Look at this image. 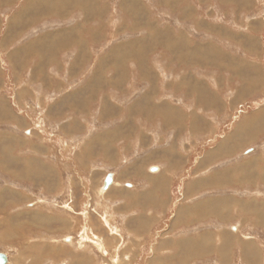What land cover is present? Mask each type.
<instances>
[{
  "label": "rangeland",
  "instance_id": "1",
  "mask_svg": "<svg viewBox=\"0 0 264 264\" xmlns=\"http://www.w3.org/2000/svg\"><path fill=\"white\" fill-rule=\"evenodd\" d=\"M0 201L11 264L264 258V0H0Z\"/></svg>",
  "mask_w": 264,
  "mask_h": 264
},
{
  "label": "crops",
  "instance_id": "2",
  "mask_svg": "<svg viewBox=\"0 0 264 264\" xmlns=\"http://www.w3.org/2000/svg\"><path fill=\"white\" fill-rule=\"evenodd\" d=\"M104 179H103V181H104ZM112 181H113V177H112ZM203 181L204 180L197 181L195 183L196 184L195 187L198 186L199 183L204 184ZM111 186H112V183L108 187V189L111 188ZM115 186L118 187V183H116ZM155 192L158 193V191H155ZM245 203H246L245 206H247L248 202H245ZM240 209H242V207H240ZM244 224H246V225H243V229H257V230H262V231L264 230V225H263L264 220H262L261 222L255 220V221H252L251 223H244ZM249 239L243 237V260L241 262L243 264H264V258H263V254H262V250L260 248V245L258 243H256L255 240H253V239L249 240ZM252 241H254V242H252ZM220 260L221 259H219L217 261L220 262ZM223 261L226 262L227 259H224Z\"/></svg>",
  "mask_w": 264,
  "mask_h": 264
},
{
  "label": "bare ground",
  "instance_id": "3",
  "mask_svg": "<svg viewBox=\"0 0 264 264\" xmlns=\"http://www.w3.org/2000/svg\"><path fill=\"white\" fill-rule=\"evenodd\" d=\"M203 103H204V101H203ZM151 171H152V170H151ZM226 173H227V172H226ZM226 173H224V174H226ZM224 174H223L222 176H224ZM227 175H228V174H227ZM232 175H233V174H232ZM13 176H14V175H13ZM16 176H17V175H16ZM233 176H234V175H233ZM210 177H211V176H209V178H208L209 180H210ZM213 177H214V176H213ZM234 178H235V177H234ZM208 179H207V181H209ZM104 180H105V179H104ZM103 182H104V181H103ZM232 182H235V181H232ZM111 183H112V175H111ZM237 183H238V182H236V184H237ZM110 185H111V184H110ZM110 185H109V186H110ZM220 185H226V184H223V183H222V184H220ZM109 186H108V187H109ZM108 187L105 188V187H104V183H103V190H107ZM220 187H222V186H219V190H220ZM224 187L226 188L227 186H223L222 188H224ZM188 188H189V187H188ZM208 190H209V189H208ZM43 193H44V192H43ZM0 202H2V201H0ZM221 202H223V203H225V204L228 203V202H229V204L232 203V201H230V200H219L218 203H221ZM235 202H236V201H235ZM257 202H258V201H257ZM257 202H256V204H257ZM223 203H222V204H223ZM1 204H2V203H1ZM6 204H7V203H6ZM200 204H201V203H200ZM205 204H207V203H205ZM222 204H221V205H222ZM263 204H264V202H263ZM198 205H199V204H198ZM237 205H238V204H237ZM5 206H6V205H5ZM204 206H205V205H204ZM209 206H210V205H209ZM234 206H235V205H234ZM261 206L264 207L262 204H261ZM194 207H195V206H193L192 208H194ZM229 207H230V206H229ZM189 208H190V207H189ZM192 208H191V209H192ZM196 208H197V207H196ZM196 208H195V209H196ZM200 208H201V206H200ZM238 208H239V205H238ZM14 209H15V208H14ZM231 209H232V207H231ZM188 210H189V209H188ZM227 210H229V209H227ZM235 210H236V209H235ZM235 210H234V211H235ZM238 210H239V209H238ZM242 210H243V206H242ZM191 211H192V210H191ZM196 211H197V210H196ZM230 211H231V210H230ZM258 211H259V210H258ZM261 211H262V210H261ZM261 211H260V212H261ZM237 212H239V211H237ZM260 212H259V213H260ZM241 213H242V212H241ZM263 213H264V212H262L261 214H263ZM50 215H51V214H50ZM242 215H243V214H242ZM259 215H260V214H259ZM196 216H198V215H195V217H196ZM263 216H264V215H263ZM262 218H263V217H262ZM32 219L34 220V221H33V222H34V223H33L34 225H35L36 223H39V225L41 224V226H42V225L49 226V224H50V222H51V220H49V219L45 220V219H43V217H40V216H34ZM194 219H195V218H194ZM201 220H202V219H201ZM262 220H264V218H263ZM7 222H8V221H7ZM199 222H201V221H199ZM199 222H198V223H199ZM190 223H191V222H190ZM190 223H189V224H190ZM196 223H197V221H196ZM186 225H187V224H186ZM186 225H185V226H186ZM263 225H264V224H263ZM35 226H36V225H35ZM37 226H38V225H37ZM37 226H36V227H37ZM6 227H7V226H6ZM6 230H7V229H6ZM8 230H9V229H8ZM9 232H10V231H9ZM14 232H15V231H14ZM236 233H237V232H236ZM20 234H21V233H20ZM8 235H9V233H8ZM15 235H16V234H15ZM22 235H23V234H22ZM23 236H24V235H23ZM43 236H44V235H43ZM2 237H3V235H2ZM10 237H11V236H10ZM197 237H198V235H197ZM11 238H12V237H11ZM22 238H23V237H22ZM43 238H44V237H43ZM64 238H66V237H64ZM64 238L62 237V243H63V244H64L66 241H68V240H66V241L64 240V242H63V239H64ZM19 239H21V238H19ZM19 239H18V240H19ZM50 239H51V238H50ZM69 239H70V244H64V245H74V244H73V243H74L73 239H72V238H69ZM16 240H17V239H16ZM42 240H43V239H42ZM53 240H54V239H53ZM205 240H206V239H205ZM18 243H19V241H18ZM76 243H77V242H76ZM204 243H205V242H204ZM19 244H20V243H19ZM31 244H32V243H31ZM31 244H30V245H31ZM81 245H82V244H81ZM28 246H29V245H28ZM79 246H80V245H79ZM30 247H31V248H30ZM63 247H64V246H63ZM81 247H82V246H81ZM33 248H34V247L29 246V247H28V250L33 249ZM82 248H83V250L85 249V247H82ZM26 250H27V248L25 249V251H26ZM41 251H42V252L39 251L40 253H37V255L39 254L38 257H40V259H44V260L49 259V258L52 257V255L54 254V253L52 254L48 249H43V248H41ZM43 251H44V253H45V252H48V253L45 255V254H43ZM80 251H81V250H80ZM21 252H22V251H21ZM53 252H54V251H53ZM4 255H5L6 258H7V262H6V264H11V258H10L9 256H7V254H4ZM18 255H20V254H18ZM42 255H43L44 257H43ZM21 256H22V255H21ZM23 256H24V254H23ZM33 257H34V256H33ZM15 258H16V257H15ZM19 258H20V257H19ZM36 258H37V256H36ZM21 259H23V258H21ZM37 259H39V258H37ZM51 259H52V258H51ZM32 260H33V259H32ZM78 260H79V259H78ZM12 261H13V260H12ZM34 261H35V260H34ZM34 261H33V262H34ZM42 261H43V260H42ZM76 262H77V261H76ZM76 262H75V263H76ZM83 262H85V261H84V260L81 261V259H80V260L78 261L77 264H82ZM18 263H19V260H16V263H15V264H18ZM28 263H29V262H28ZM28 263H27V264H28ZM86 263H87V262H86ZM86 263H83V264H86ZM12 264H13V263H12ZM30 264H31V263H30Z\"/></svg>",
  "mask_w": 264,
  "mask_h": 264
},
{
  "label": "water",
  "instance_id": "4",
  "mask_svg": "<svg viewBox=\"0 0 264 264\" xmlns=\"http://www.w3.org/2000/svg\"><path fill=\"white\" fill-rule=\"evenodd\" d=\"M111 184V175H108L104 180V187L107 188ZM7 258L4 254L0 253V264H6Z\"/></svg>",
  "mask_w": 264,
  "mask_h": 264
}]
</instances>
